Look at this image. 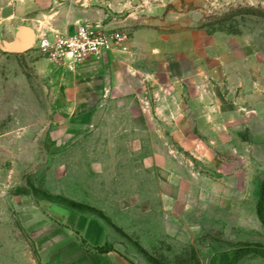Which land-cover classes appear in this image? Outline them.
I'll use <instances>...</instances> for the list:
<instances>
[{"label": "rangeland", "instance_id": "rangeland-1", "mask_svg": "<svg viewBox=\"0 0 264 264\" xmlns=\"http://www.w3.org/2000/svg\"><path fill=\"white\" fill-rule=\"evenodd\" d=\"M132 1L171 20L174 71L195 51L230 104L248 103L246 119L257 108L246 100L264 101V0ZM226 72L244 84L236 96ZM84 95L75 70L51 66L35 47L0 48V264H92L98 237L136 264H226L239 248H264V141L248 119L228 153L197 133L201 151L189 134L173 139L169 124L142 121L135 105L129 122L85 106Z\"/></svg>", "mask_w": 264, "mask_h": 264}, {"label": "crops", "instance_id": "crops-1", "mask_svg": "<svg viewBox=\"0 0 264 264\" xmlns=\"http://www.w3.org/2000/svg\"><path fill=\"white\" fill-rule=\"evenodd\" d=\"M134 3L132 0H0V34H7L8 41H12L19 25L31 27L36 38L40 32L73 33L80 24L130 29L128 50L107 51L75 69L77 83L86 93L85 106L101 114L108 108L110 116H121L123 112L125 120L132 122L135 105L141 108L142 121L169 124L168 131L163 134L170 132L173 139L189 134L192 148L202 147L201 151H207L208 145L198 144L197 133L228 153V140L241 138L247 119L253 125L254 139L264 141V109L259 112L260 106L264 108V101L250 96L246 101H251L252 105L256 102L257 108L254 107L246 119L240 108L249 106L248 103L243 98L234 102L236 105L230 104V98H226L228 91L225 93L212 81L213 69H197L195 51L188 54L187 69L174 71V49L169 44L178 41L176 37L180 39V36L167 33L166 27H173L171 20L150 15L148 7L137 8ZM159 24L164 25L161 26L164 29L158 27ZM192 42L196 43L194 35ZM177 58L179 61L180 55ZM47 62L51 66L59 65ZM37 63L39 67L46 66L45 60ZM224 75L230 82L231 95L235 93L236 96L239 88L244 87L243 82L236 72ZM91 243L92 252L87 253L92 257V264H136L115 246L108 252L97 251L96 246L112 245L103 237ZM83 255H86L84 249Z\"/></svg>", "mask_w": 264, "mask_h": 264}, {"label": "built area", "instance_id": "built-area-1", "mask_svg": "<svg viewBox=\"0 0 264 264\" xmlns=\"http://www.w3.org/2000/svg\"><path fill=\"white\" fill-rule=\"evenodd\" d=\"M129 39L122 29L80 24L73 33L40 32L34 46L50 62L75 70L86 60L100 58L107 51L128 50Z\"/></svg>", "mask_w": 264, "mask_h": 264}, {"label": "trees", "instance_id": "trees-1", "mask_svg": "<svg viewBox=\"0 0 264 264\" xmlns=\"http://www.w3.org/2000/svg\"><path fill=\"white\" fill-rule=\"evenodd\" d=\"M240 12L242 10L244 11H257L255 10L256 8H244L243 6H240ZM246 13V12H243ZM253 13V12H251ZM256 13V12H254ZM258 214L260 219L262 220V222L264 223V181H263V185L261 188V194H260V199L258 202ZM97 251L99 252H108L114 249V246L112 245H102V246H96L94 247ZM251 254H256V255H260L264 257V248L261 247H256V246H248V247H242L239 248L237 250H235V252L233 253L231 259L226 263V264H237L242 258H244L245 256L251 255Z\"/></svg>", "mask_w": 264, "mask_h": 264}, {"label": "water", "instance_id": "water-1", "mask_svg": "<svg viewBox=\"0 0 264 264\" xmlns=\"http://www.w3.org/2000/svg\"><path fill=\"white\" fill-rule=\"evenodd\" d=\"M35 41V31L29 26L19 25L12 41L0 38V48L9 53H23L31 50Z\"/></svg>", "mask_w": 264, "mask_h": 264}]
</instances>
